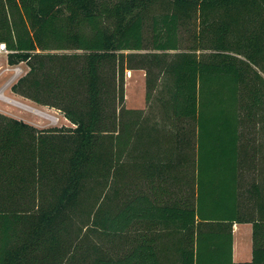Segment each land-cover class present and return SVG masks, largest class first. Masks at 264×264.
Listing matches in <instances>:
<instances>
[{"label": "trees", "instance_id": "1", "mask_svg": "<svg viewBox=\"0 0 264 264\" xmlns=\"http://www.w3.org/2000/svg\"><path fill=\"white\" fill-rule=\"evenodd\" d=\"M0 44L28 68L12 91L73 126L0 114V264H236L234 224L252 226L237 264H264V186L248 215L239 181L240 126L264 128V0H0ZM126 68L158 120L118 110Z\"/></svg>", "mask_w": 264, "mask_h": 264}, {"label": "rangeland", "instance_id": "2", "mask_svg": "<svg viewBox=\"0 0 264 264\" xmlns=\"http://www.w3.org/2000/svg\"><path fill=\"white\" fill-rule=\"evenodd\" d=\"M148 36V31H146ZM55 53L71 54L75 51H54ZM146 51L136 52L145 53ZM9 69H19V72L6 71ZM28 68L25 64L17 66H9L7 64V57L4 53H0V114L10 118L21 120L38 130H47L52 128L73 127L68 120H66L60 110L47 105L38 104L18 93L12 91V86L26 75ZM118 76V75H117ZM148 77L147 70L145 69H128L126 68L122 75L118 76V83L122 86V103L117 104L118 110L123 107L129 110H141L144 115H151L153 119H159L158 107L153 103L154 92L151 91L150 99H146V94L150 91L146 84ZM46 96L42 95L41 99ZM5 99H11L32 109L37 110L40 114H35L27 109L13 105ZM50 103L47 101H44ZM241 135V171L239 173L240 181V205L242 211L248 215H253L255 206L251 200H248L246 190L250 189L252 184H262L264 186V128L254 122H242L239 129ZM133 186H126L122 189V193L129 194ZM183 193V191H182ZM184 195V194H183ZM251 225H247L250 227ZM238 225L234 224L232 230L237 232ZM237 236V234H236ZM251 241L250 231L244 233L243 238Z\"/></svg>", "mask_w": 264, "mask_h": 264}, {"label": "crops", "instance_id": "3", "mask_svg": "<svg viewBox=\"0 0 264 264\" xmlns=\"http://www.w3.org/2000/svg\"><path fill=\"white\" fill-rule=\"evenodd\" d=\"M238 229L233 230V244H232V261L233 263L249 262L252 258V239L250 242L243 238L244 233L250 231L252 238V226L247 227L248 224H237ZM250 225V224H249ZM237 234V236H236Z\"/></svg>", "mask_w": 264, "mask_h": 264}, {"label": "bare ground", "instance_id": "4", "mask_svg": "<svg viewBox=\"0 0 264 264\" xmlns=\"http://www.w3.org/2000/svg\"><path fill=\"white\" fill-rule=\"evenodd\" d=\"M5 100H6L7 102L13 104V105H16V106L22 107V108H24V109H27V110H29V111L32 112V113L42 115V114H41L40 112H38L37 110L32 109L31 107H28V106L23 105V104H21V103H18V102L14 101V100H11V99H5Z\"/></svg>", "mask_w": 264, "mask_h": 264}, {"label": "built area", "instance_id": "5", "mask_svg": "<svg viewBox=\"0 0 264 264\" xmlns=\"http://www.w3.org/2000/svg\"><path fill=\"white\" fill-rule=\"evenodd\" d=\"M0 53H4L5 55L8 54V51L6 50L4 44H0ZM6 71H15V72H19V69H18V68H16V69H12V68L9 69V67H8Z\"/></svg>", "mask_w": 264, "mask_h": 264}]
</instances>
